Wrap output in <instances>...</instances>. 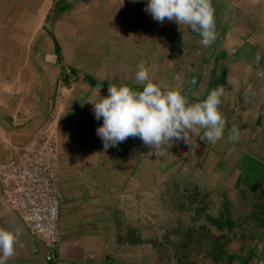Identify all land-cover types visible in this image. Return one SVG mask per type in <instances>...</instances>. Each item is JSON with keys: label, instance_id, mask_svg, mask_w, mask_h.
I'll return each instance as SVG.
<instances>
[{"label": "crops", "instance_id": "crops-1", "mask_svg": "<svg viewBox=\"0 0 264 264\" xmlns=\"http://www.w3.org/2000/svg\"><path fill=\"white\" fill-rule=\"evenodd\" d=\"M55 6L54 25L66 9ZM83 6L91 40L59 58L52 102L37 95L34 115L25 98L0 109V165L40 128L56 146L61 241L49 250L33 237L0 180V264H209L175 243L205 215L187 195L215 191L239 224L233 264H264L252 222L264 192V0Z\"/></svg>", "mask_w": 264, "mask_h": 264}, {"label": "rangeland", "instance_id": "rangeland-1", "mask_svg": "<svg viewBox=\"0 0 264 264\" xmlns=\"http://www.w3.org/2000/svg\"><path fill=\"white\" fill-rule=\"evenodd\" d=\"M37 1H39L38 6ZM64 1L0 0V56L7 51L6 45L13 44V47L9 46V50H12V57L16 62L13 69L11 67L9 70L3 68L7 66L6 63H0V109L4 110L5 105L12 108L20 103V99L25 98V102L31 106L30 113H33L37 111V95L47 97V101L43 102L39 96L42 104H50L56 89L55 79L59 58L65 52L82 49L84 51L85 43L91 40L85 32L86 15L89 11L85 10L83 4L98 0H70L71 4L67 5ZM56 2L63 3L66 9L63 16L61 15L63 20L56 21L58 30L55 31ZM218 199L221 201L219 192L215 191L209 199V205L215 202L219 212L222 201L219 202ZM210 217L211 214L194 217V223H190L188 229L199 227L204 221V225L210 227L209 222L207 223ZM242 224L245 227L247 223ZM211 229H214V233L220 234L215 227Z\"/></svg>", "mask_w": 264, "mask_h": 264}, {"label": "built area", "instance_id": "built-area-1", "mask_svg": "<svg viewBox=\"0 0 264 264\" xmlns=\"http://www.w3.org/2000/svg\"><path fill=\"white\" fill-rule=\"evenodd\" d=\"M38 130L33 142L15 147L0 165L2 198L37 240L49 250L61 241L59 162L55 144Z\"/></svg>", "mask_w": 264, "mask_h": 264}, {"label": "trees", "instance_id": "trees-1", "mask_svg": "<svg viewBox=\"0 0 264 264\" xmlns=\"http://www.w3.org/2000/svg\"><path fill=\"white\" fill-rule=\"evenodd\" d=\"M187 196V199H193L195 202L197 200L196 203L199 204V208L205 212L206 216L209 215L207 213L210 208L206 206L203 209L202 206H205L206 204L209 206L211 193L206 192L202 194L197 192V194L193 195H190L189 193ZM220 199L222 201L221 208L219 209L220 215L212 216L210 217L211 219L207 220V223L209 222L210 227L206 224H202L199 225V227H191L187 229L185 232H183L184 238L180 241L178 240L175 243V247H180L188 252L192 247H194V250L199 252L197 253L198 255H195V258H204L209 264H233L234 261H239L241 258H243L240 256V254L233 255L228 251V245L231 242L230 234L234 228L239 226V224L238 221L236 223V220L234 219L231 210V204L227 197L222 194ZM187 208L188 210H192L189 207ZM182 210L185 211L187 209L184 207ZM254 214L255 218L252 220V222L256 227L264 230V192L260 193L259 198L256 201ZM211 227H215L220 234L217 235L213 233ZM199 254L201 257H198ZM181 257L184 258L185 261H188L189 259L187 252H184Z\"/></svg>", "mask_w": 264, "mask_h": 264}]
</instances>
